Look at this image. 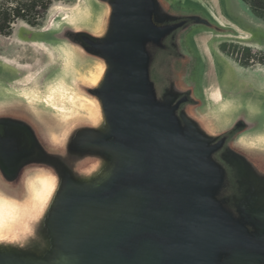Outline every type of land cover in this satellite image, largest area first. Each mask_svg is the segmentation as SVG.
<instances>
[{
  "label": "water",
  "instance_id": "1",
  "mask_svg": "<svg viewBox=\"0 0 264 264\" xmlns=\"http://www.w3.org/2000/svg\"><path fill=\"white\" fill-rule=\"evenodd\" d=\"M96 1L101 31L49 33L98 65L75 97L86 116L0 99V264H264V149L243 141L257 122L199 114L195 45L190 73L157 92L171 1Z\"/></svg>",
  "mask_w": 264,
  "mask_h": 264
},
{
  "label": "rangeland",
  "instance_id": "2",
  "mask_svg": "<svg viewBox=\"0 0 264 264\" xmlns=\"http://www.w3.org/2000/svg\"><path fill=\"white\" fill-rule=\"evenodd\" d=\"M169 1L175 6L198 5L200 0ZM201 1L214 20L236 32L197 30L195 44L201 57L199 61L204 63L200 93L206 97L199 114L219 128L245 113L258 126L244 135L243 141L264 149V0ZM51 3L38 26L18 22L10 36H0V99L21 101V97L28 101L26 92H33L41 97V101L34 102L41 112L52 113L50 108L60 114L62 111L50 107L47 88L65 80L77 98L82 95L80 85L86 84L90 76L92 81L96 80L100 70L95 62L84 60L70 47L62 45L55 34L49 33L63 28L99 32L105 8L96 0H51ZM74 8L78 11L73 18H63ZM186 60L183 61L185 66ZM189 68L182 69L175 81L187 74V70L189 74L193 67ZM197 79L193 80L196 84ZM183 82L187 86L186 81ZM197 93L200 94L199 89ZM82 100L79 98L74 107L68 106V115L60 118L86 116Z\"/></svg>",
  "mask_w": 264,
  "mask_h": 264
},
{
  "label": "flooded vegetation",
  "instance_id": "3",
  "mask_svg": "<svg viewBox=\"0 0 264 264\" xmlns=\"http://www.w3.org/2000/svg\"><path fill=\"white\" fill-rule=\"evenodd\" d=\"M197 4L198 5L195 4L196 6H171L168 13H170L171 16L176 14L174 19L165 21L161 24H155L157 27H161L162 25L177 26L175 30L164 40L163 48L156 52L155 60L151 69V77L155 88L159 93L162 92L170 82H174L176 80L182 69L184 70L191 65V62L189 63L188 61L193 60L190 56L193 54L194 45L196 46V36L199 34L197 32L195 33L194 29L203 25L202 21L204 18L209 19L212 17L202 4L201 0L197 1ZM196 18L197 23H195ZM184 60H186L187 66L183 65ZM198 66L200 69L203 68L202 64H199ZM197 83L200 87L201 79H198ZM232 136L233 132L227 134V142L232 138ZM228 171L230 173L229 175H232V170L230 168H228Z\"/></svg>",
  "mask_w": 264,
  "mask_h": 264
},
{
  "label": "trees",
  "instance_id": "4",
  "mask_svg": "<svg viewBox=\"0 0 264 264\" xmlns=\"http://www.w3.org/2000/svg\"><path fill=\"white\" fill-rule=\"evenodd\" d=\"M51 4V0H0V36H10L18 22L38 26Z\"/></svg>",
  "mask_w": 264,
  "mask_h": 264
},
{
  "label": "bare ground",
  "instance_id": "5",
  "mask_svg": "<svg viewBox=\"0 0 264 264\" xmlns=\"http://www.w3.org/2000/svg\"><path fill=\"white\" fill-rule=\"evenodd\" d=\"M78 9L74 8L72 9V13L69 15H65L63 18H73L74 15L77 13ZM66 50V49H65ZM63 50V52L66 53V51ZM67 57L69 55L66 54ZM47 94H48V103L50 107L54 108L56 111H62V114L68 111V106L74 107L76 104V99L73 93L71 92V89L66 85L65 80H61L57 82L56 84L49 86L47 88ZM27 99L29 103L33 104L35 101H41V97L33 92H26ZM221 102V101H220ZM219 102V103H220ZM62 106V107H60ZM1 215V211H0Z\"/></svg>",
  "mask_w": 264,
  "mask_h": 264
}]
</instances>
